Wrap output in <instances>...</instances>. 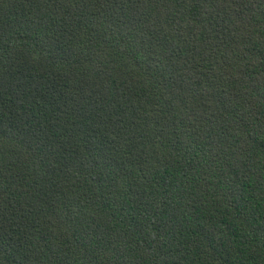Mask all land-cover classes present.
<instances>
[{
    "label": "trees",
    "instance_id": "obj_1",
    "mask_svg": "<svg viewBox=\"0 0 264 264\" xmlns=\"http://www.w3.org/2000/svg\"><path fill=\"white\" fill-rule=\"evenodd\" d=\"M0 264H264V0H0Z\"/></svg>",
    "mask_w": 264,
    "mask_h": 264
}]
</instances>
